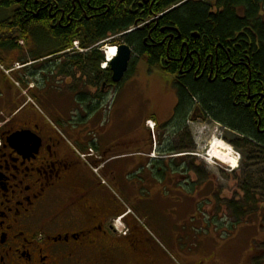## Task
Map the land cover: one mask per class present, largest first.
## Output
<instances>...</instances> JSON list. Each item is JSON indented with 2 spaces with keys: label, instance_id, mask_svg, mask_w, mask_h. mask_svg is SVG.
Listing matches in <instances>:
<instances>
[{
  "label": "flooded vegetation",
  "instance_id": "flooded-vegetation-1",
  "mask_svg": "<svg viewBox=\"0 0 264 264\" xmlns=\"http://www.w3.org/2000/svg\"><path fill=\"white\" fill-rule=\"evenodd\" d=\"M35 47L23 53L32 60L24 65L34 67L15 70L14 76L23 88L34 84L29 95L40 110L24 98L16 102L18 91L0 74V264H172L130 216L123 221V236L113 229L112 223L126 210L105 192V135L95 145L73 130V121L67 122L69 127L62 123V106L69 107L65 112L76 116V122H86L85 128L102 117L105 72L78 66L86 56ZM179 75H185L183 69ZM79 76L83 85L77 89ZM246 96L248 103L256 99L250 85ZM206 117L201 107L195 108L194 119ZM210 119L228 132L227 137L234 135V141L225 140L236 150L243 152L239 143L258 144L227 122ZM50 121L62 124L60 131L71 141L78 135L73 147L79 152L94 148L96 158L90 165L82 163ZM257 132L263 134L259 126ZM92 167L100 169V178Z\"/></svg>",
  "mask_w": 264,
  "mask_h": 264
},
{
  "label": "trees",
  "instance_id": "trees-1",
  "mask_svg": "<svg viewBox=\"0 0 264 264\" xmlns=\"http://www.w3.org/2000/svg\"><path fill=\"white\" fill-rule=\"evenodd\" d=\"M136 22L144 25L119 42L129 45L135 56L125 78L136 73L134 68L140 60L150 71L160 70L174 80L177 102L173 116L169 124L160 128L170 129L171 123L173 133H184L186 119L199 104L210 118L227 122L237 133L248 134L264 146V0H0L1 57L7 60L12 58L10 52L23 53L24 47L32 45L36 49L47 46L46 51L64 52L72 48L75 40L91 47L128 32ZM79 56L87 58L78 66L90 65L100 70V51ZM25 60L20 57V61ZM181 69L185 75H179ZM105 79L113 84L110 69L105 71ZM248 85L256 96L251 103L246 96ZM96 109L92 107L93 111ZM258 126L263 134L257 132ZM258 144L239 143L238 148L264 159V148ZM166 150L171 153L176 148L173 150L169 142ZM106 153L110 155L106 157L114 154ZM141 159L139 171L148 179L151 175L163 179L161 172H171L176 177L177 171H187L177 159L169 165ZM124 163L110 165L106 178L115 177L116 167L128 168L130 164ZM198 170L194 164L190 169L195 173ZM245 193V204L237 205L241 212L254 201L250 189H245ZM114 198L120 199L115 195ZM130 217L140 225L137 218ZM239 220L233 229L244 222Z\"/></svg>",
  "mask_w": 264,
  "mask_h": 264
},
{
  "label": "rangeland",
  "instance_id": "rangeland-1",
  "mask_svg": "<svg viewBox=\"0 0 264 264\" xmlns=\"http://www.w3.org/2000/svg\"><path fill=\"white\" fill-rule=\"evenodd\" d=\"M98 46L97 44L95 47ZM107 48L105 45L99 48V50L105 51L106 59L109 58ZM24 51H27L25 47ZM10 53L12 58H8L5 61L0 58V64L3 67L0 68V73L7 68L10 70L13 66L17 69L21 68L22 65L16 64V62H20V57H25V55L22 56V52ZM0 56H3L1 52ZM163 76L150 78V76L146 75H142V77L135 74L130 77L128 75L119 86L109 88L108 94H105V110L107 111H105L103 119L97 124L92 123L85 128L84 124L86 122H76L79 120L76 119V116H66L67 113L65 111L69 110V107L66 106H62L61 108V114H65L63 118L66 117V120L63 119L62 123L64 127H69L67 122L73 121V130L82 135L84 140H93L95 145L97 144V138L103 136L105 131H107L105 135V150L117 156L116 154L121 149L118 147L119 143L114 142L112 138V130L115 127H113V122L116 112H112L111 107L115 94L119 90L122 96L127 95L129 92L125 99L128 104L125 112L127 113V109L130 108L129 114H134L138 119H143L147 122L146 125L150 131V135H147L149 144L150 141L152 144L156 142L154 139V131L156 132L159 144L164 143L163 138L168 142L173 139L175 142L173 141L172 144L175 147L178 148L182 145L184 150H188L189 154H197L199 156L198 158L190 157L188 161L192 165L190 169L193 170L194 164L199 170L197 173L189 172V182L187 184L182 181L173 180L171 182L175 187L151 188L145 186L140 171H131V168L119 170L116 167L114 174L117 178L116 180L114 179L115 177L109 179L105 177L109 185V187L106 186L105 192L109 194L114 193L115 196L120 198L119 200L127 209H130L135 215L139 216L143 224L138 226L152 237L155 244L168 257L172 264H244L246 258H249V262L251 260L252 264H264L263 156H255L249 150L244 152L236 150L231 143L225 140V138H229L234 141V135L229 134L227 137L225 134L228 132L223 127L207 118L203 120H191L189 128L184 133L178 134L177 137L176 133L172 132V129L165 132L159 126L160 124L165 125L171 121L176 98L172 93L171 80ZM66 81L62 84L64 85ZM82 85L83 82L80 81L79 76L76 88H81ZM66 88L69 89L68 86ZM21 91V88L18 89L19 96L21 95ZM78 91L80 92L82 89ZM24 95L26 96L28 94L25 92ZM23 100L26 101V98ZM153 120L158 122L157 129L155 126H151ZM122 122L125 127H129L130 120L122 118ZM51 123L54 125L53 122ZM134 125H131L129 129L126 128L121 133L125 136H133L132 128ZM57 126L62 138L70 141V137L64 133V130L60 131V126L63 127V125L57 124ZM122 128L124 129V127ZM151 130H154L153 135ZM77 136L74 135L72 140L73 144L77 143ZM215 143L224 144L223 146L226 148L228 146L232 150L231 157L237 158L240 161L237 169H232L227 164L211 156V150ZM127 144H132V151L128 155L141 154V156H147L148 151L146 153L145 151L139 150V148H142L139 146V143ZM122 150L124 151V149ZM256 159L260 160L258 161ZM81 161L84 164L90 165L85 159ZM105 172L107 173V170ZM94 173L98 177V174L96 172ZM161 173L166 174V172ZM143 185L144 187H142ZM245 189L251 190L254 201L243 209L244 212H241L238 211L239 208L237 205L240 203L245 204L248 195L245 193ZM150 199H182L180 201L183 204H187L186 202L188 201L186 199H200L201 204L205 208L210 207L209 204L211 202L208 199H212V202L214 200L216 202L217 210L215 209V214L209 216L211 219L216 218L218 221L220 220L227 224L236 223L239 219L240 222L243 220L244 222L240 226L235 227L239 229H222L221 234L217 236V232L214 230V232L209 233L213 224L206 219L200 221L192 217L184 225H178L177 220L180 218V214L188 212L189 209L187 207L180 209L177 215L175 212L173 214H166V210L157 211L155 208L157 201ZM174 206L179 207L180 205L175 203ZM190 211H192L191 206ZM201 215L204 218L206 216L202 211ZM117 219L112 223L113 229L119 236H123L127 230L125 228L124 231L120 229L118 223L123 224L125 218H119L118 222ZM215 228L218 229V226ZM254 250H257L255 258L253 257L255 254Z\"/></svg>",
  "mask_w": 264,
  "mask_h": 264
},
{
  "label": "crops",
  "instance_id": "crops-1",
  "mask_svg": "<svg viewBox=\"0 0 264 264\" xmlns=\"http://www.w3.org/2000/svg\"><path fill=\"white\" fill-rule=\"evenodd\" d=\"M135 75H139V77H142V75H146V76H150V78L156 77V76L159 77V76H163L164 75L163 77H166L167 79L171 80V82L173 81L172 80L173 78H171L170 76H167L165 73H163L161 71H158V70L150 71V69L143 63L137 64V69H136ZM172 88H173V92L172 93L175 96L176 102H177L176 91H175V89L173 87V84H172ZM128 94H129V92L127 93V95L125 94L123 96L121 94H119L117 96L116 100H115V103H114L113 107H112V112L113 111L116 112V116H115V119H114V122H113V127L114 126L115 127L112 130V135H113L112 138H113L114 142L119 143L118 147H120L119 149H121L120 152H118L116 154L117 156H114V154H113L109 158V160H112V161H114L117 157H126L128 154L131 153V151H132L131 145L132 144H127V143H134V142L135 143H139V146L142 147V148H139V150L145 151L146 153L148 151L146 157L145 156H141V157H137V158L144 157L145 159H148L149 158L148 154L153 152L152 143L150 141V144H149V141L147 140V135H150V131H149V129L146 126V121H144L143 119H138L137 117H135L136 115H134V114H129L130 108L127 109V113L129 115L125 112V109L128 106V104L126 103L125 99L127 98ZM21 99H22V97L17 98L16 102L19 103V101ZM176 102H175L173 107H175ZM122 110H123V113H122ZM122 118H124V119L127 118L128 120H130L129 127L131 125L135 124L133 126V128H132L133 129V131H132V135L133 136L129 137V136H125V135H123L121 133L126 128L129 129V127H125L123 125ZM122 127H124V129ZM106 134H107V131H105V135ZM122 149H124V151ZM133 150H137V149H133ZM181 155H183V154L178 153V154L172 155L171 157L172 158L173 157H180ZM137 158L135 159L134 162L130 163V165L128 166V168H131V171H133V170L134 171H139V168L142 165V162H141L142 159H137ZM149 160H154V159H150L149 158ZM178 165H180V164H178ZM172 166H173V164H172ZM145 169H146V171H145ZM145 169H144V166H143V170L145 172H147V168H145ZM151 170H154V169L151 167ZM174 170H172V171H174ZM180 171L182 172V169ZM181 172L177 171L178 174H177L176 177L174 176V174H171V172H166V174L164 175L163 179L160 178V176H158V175H156V177L151 175L149 177V179H148V176L143 177L144 174H141V175H142V181L144 182L146 187L147 186H149L151 188L152 187H154V188L155 187H175V185L171 182V181H173L174 178L177 179V181H182L183 182V178L186 177V175L181 174ZM179 174H181V175H179ZM106 186H105V188H106ZM142 187H144V185ZM150 200L157 201L156 204H155L156 210L157 211L158 210L159 211L166 210V214H173L175 212L176 215H177L179 213L180 209H182L183 207H187L189 210L186 213L180 214V218L177 220L178 221V225H184V223L186 221H188L189 219H191L193 217L194 219H198L200 221H204V219L211 221L210 223H212L213 225H212L209 233L215 231V232H217V236H218L223 231L222 230L223 229L222 224L218 223V229H216L215 228L216 227L215 221L213 222L214 219H211L209 217V216H211V214H215V212H216L215 209L217 210V205H216L215 200L212 202V199H208V201L211 202L209 204L210 205L209 208H205V206L201 204V200L200 199H186L188 201V202H186L187 204H183V202L180 201L182 199H150ZM173 200H175V201H173ZM202 200H207V199H202ZM175 203L176 204L178 203L180 206L179 207L174 206ZM195 203H196V205H195ZM190 206L192 208V211H190ZM201 211L206 215L205 218L201 215ZM198 227H200V225H198ZM237 229H239V228H235V230H237ZM254 253L255 254H254L253 257L255 258L257 250H254ZM244 264H252V262H251V260L249 262V258H246Z\"/></svg>",
  "mask_w": 264,
  "mask_h": 264
},
{
  "label": "water",
  "instance_id": "water-1",
  "mask_svg": "<svg viewBox=\"0 0 264 264\" xmlns=\"http://www.w3.org/2000/svg\"><path fill=\"white\" fill-rule=\"evenodd\" d=\"M135 28H139V22L135 23ZM194 37L198 36L195 35ZM133 57V50L129 45L124 44L118 47V56L111 63V70L113 72L112 80L114 83H119L124 78L129 70ZM17 137L19 136L17 135Z\"/></svg>",
  "mask_w": 264,
  "mask_h": 264
},
{
  "label": "bare ground",
  "instance_id": "bare-ground-1",
  "mask_svg": "<svg viewBox=\"0 0 264 264\" xmlns=\"http://www.w3.org/2000/svg\"><path fill=\"white\" fill-rule=\"evenodd\" d=\"M110 48V53L109 57H115L117 49L116 47H109ZM105 52V51H104ZM110 61V60H109ZM154 131V130H153ZM224 145V144H223ZM220 143H215V145L212 147L211 150V156L215 159H218L227 165H229L232 169H236L237 166L239 165V160L237 158L231 157V149L227 146H223ZM224 151V152H223ZM213 162V161H212ZM119 225V224H118Z\"/></svg>",
  "mask_w": 264,
  "mask_h": 264
}]
</instances>
